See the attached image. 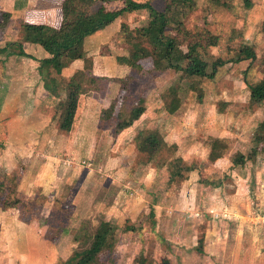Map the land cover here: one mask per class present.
<instances>
[{
	"label": "rangeland",
	"instance_id": "rangeland-1",
	"mask_svg": "<svg viewBox=\"0 0 264 264\" xmlns=\"http://www.w3.org/2000/svg\"><path fill=\"white\" fill-rule=\"evenodd\" d=\"M94 1L93 11L100 6L109 11L124 7L121 0ZM150 3L154 9L163 10L166 1ZM223 3L199 0L183 22L190 30H207L218 37L207 50L208 60L217 57L230 61L245 47L256 57L229 62L214 80H203L204 100L188 90V81L182 82V105L175 115L168 114L165 105L180 73H157L152 70L151 60L142 62L140 72H132L131 68L133 49L125 42L123 25L134 33L147 27L154 21L149 9L125 13L88 41L85 56H98L101 62L97 71L109 75L99 83L102 88L98 91L109 90L108 104H89L90 90L97 86L90 82L94 65L85 78L82 108L73 135L62 134L49 141L43 134L40 139V144L43 140L49 141L48 145L63 146L49 155H34L37 161L50 163L53 178L62 179L58 181L61 191L51 198L54 204L30 200L27 205L17 197L19 168L0 179H5L1 181L5 186L0 188V207L16 206L24 212V220L35 215L37 226L46 223L45 235L50 242L62 237L74 242V248L65 250L58 243L54 251L58 261L53 264H77L104 224L114 228L110 241L115 247L102 256L108 264H162L164 259L171 264H264V142H257L256 136L264 120V101L257 103L263 107L249 101L250 86L264 78V6L247 9L242 0ZM24 22L19 18L14 22L12 32L16 30L18 41L6 45L17 55L28 24ZM8 26L4 33L0 29V49L5 47ZM241 56L245 55L241 52ZM5 57L0 58V67ZM17 66H24V60L19 59ZM51 76L61 87L66 85L60 74L52 70ZM4 78L3 73L0 83H5ZM39 81L43 83L42 77ZM115 99L117 109L122 104L126 108L125 115L139 105L140 99L146 106L138 124L120 135L116 133L117 116L108 122L102 118V111ZM228 104L232 105L229 110ZM221 114L224 118L219 117ZM3 127L0 125L1 131ZM52 127L63 131L57 122ZM89 130L94 134L88 135ZM141 131L146 135L159 131L169 145L178 143V148L155 151L152 156L140 152L136 137ZM218 134L229 137L230 150L212 163L208 159L210 139ZM0 147L4 149L3 144ZM254 150V161H249L246 168L234 167L232 157L236 152L251 156ZM176 158L181 159L182 166L195 167L184 180L170 179L169 164ZM49 213L45 221L39 219L40 214Z\"/></svg>",
	"mask_w": 264,
	"mask_h": 264
},
{
	"label": "trees",
	"instance_id": "trees-1",
	"mask_svg": "<svg viewBox=\"0 0 264 264\" xmlns=\"http://www.w3.org/2000/svg\"><path fill=\"white\" fill-rule=\"evenodd\" d=\"M121 1L124 7L118 11H109L104 6L93 11L94 0H64L61 5L62 22L60 27L56 28L40 23L24 26V41L41 46L49 55L48 58L40 61L39 66V74L45 88L53 96L59 94L63 88L68 94L67 102L63 106L64 117L60 124V129L63 131L70 132L72 130L80 98L85 91V78L87 74L93 71V59L85 56L86 38L111 25L129 11L149 9L154 16L152 23L137 30L136 33L123 25L125 42L133 49L130 57L132 72H140L142 62L151 60L153 63L152 70L157 73L167 71L180 73L178 83L169 89L171 99L165 105V111L168 114L174 115L181 108L180 90L183 89L181 87L182 82L188 81V90L196 93L197 98L202 100L204 97L203 80H214L219 69L229 62L253 60L256 57L253 50L245 47L241 49L244 57L241 56L240 52L237 58L230 61L217 57L208 60L205 57L207 50L211 47L212 41L218 37L207 30H190L183 22L197 8L199 0H165L166 4L163 10L154 9L150 0L143 3L133 0ZM207 1L220 5L224 0ZM253 3L254 0H242L243 6L247 9L252 8ZM0 16L2 17L0 29L4 33L12 15L8 12H0ZM19 46V56L36 60L24 52L22 44ZM79 60L83 61V68L76 71L68 79L67 84L61 87L62 85L51 76L52 70L56 74H62L65 69ZM104 80L106 77L93 76L90 82L97 86L91 90L101 91L102 87L99 86V83ZM250 100L253 104L264 101V78L250 86ZM117 101L118 99H115L107 109L102 111V118L108 122L117 116L116 133L120 135L141 119L146 112V106L145 101L140 99L139 105L134 107L129 115H125L126 108L122 104L117 109ZM256 136L257 142H264V121L260 123ZM136 145L140 152L148 153L151 156L155 151L176 150L178 148L176 144L169 145L159 131L148 135L141 131L136 137ZM228 151L229 143L226 140L210 139L209 161L217 163L224 158ZM254 157L255 150L251 156L237 152L233 155L232 162L234 167L244 169L249 161H254ZM194 170L195 167L182 166V161L179 158L172 160L169 164V174L172 180L177 177L184 180ZM4 180H1L2 183ZM1 181L0 188L5 186L1 184ZM2 208L7 209V207H0V209ZM113 235L114 228L109 224H104L100 232L94 237L91 247L82 254L77 264H108L109 261H104L102 256L106 251H113L115 242L110 241ZM162 264L171 263L169 259H164Z\"/></svg>",
	"mask_w": 264,
	"mask_h": 264
},
{
	"label": "crops",
	"instance_id": "crops-1",
	"mask_svg": "<svg viewBox=\"0 0 264 264\" xmlns=\"http://www.w3.org/2000/svg\"><path fill=\"white\" fill-rule=\"evenodd\" d=\"M63 1L64 0H0V12H8L12 15L11 22L8 26L9 30H7L8 32L6 34L7 37L4 38L5 47H1L0 49V51H2L0 53V58L6 55L4 58L5 64L0 67V75L4 73V79L6 80L5 83H0V90L3 91L1 93L2 97H0V125H4L2 131L0 130V139L3 138L4 140L5 138L8 140L4 143L0 142V145H4L3 150H1L0 147V179L5 177V174L10 175L16 172L19 168L21 174L17 176V183L15 186L17 197L22 198L23 202H26L27 205H30V200L35 203L38 201L42 203L47 200L50 202V205H52L54 203L51 202L55 201V199L53 198V200H51V198L61 191L58 181L62 179L52 177L50 163L37 161L34 155H49L53 151L63 148V146L57 143L48 145L49 141L61 137L62 134H67L70 137L73 135L74 124L76 119L80 116L84 93L80 98L72 130L70 132L54 130L52 123L54 124L57 122L60 126L63 120L65 113L63 106L67 102L68 94L65 91L66 89L63 88L59 94L53 96L49 91L45 90L43 87L44 84L39 81V78H41V76H39L40 61L48 58L49 55L41 46L23 40L22 45L25 53L34 57L36 59V61H34L32 58L17 55L13 50H9L10 46L6 47V45L9 42L18 41L16 30L12 32L14 22H17L18 18L28 24L40 23L48 24L56 28L60 27L62 22L61 5ZM134 1L141 3V1ZM254 5V9L264 6V0H256L252 7H254ZM101 31L102 29L86 38L84 46L85 51H89L88 41L90 38L98 36ZM86 57H93L95 65L93 76H109L104 70H102L101 73L97 71L96 66L101 62L98 56L88 54ZM19 59L24 60V66H17ZM29 61L32 62V64L28 63ZM81 62L83 61L79 60L74 62L60 74L65 79V84L68 82V77L70 78L76 71L83 68ZM80 64H82V67H80ZM52 77L56 79L55 76ZM107 90L102 93L90 90L91 95L88 98L90 99L89 104L91 105L99 101L108 104L107 99L109 96ZM249 101L251 102L250 98ZM255 105L258 106L257 104ZM229 107H232V105L230 106L228 104L227 110H229ZM224 111L225 110L222 112ZM87 114L88 113L85 114V121L88 120ZM223 116L225 115L221 114L219 117L224 118ZM139 121L132 127L136 126ZM6 123H11V125L7 126ZM131 128L125 130L123 133ZM43 134L49 141L43 143L42 140V144H40V139ZM90 134H94V131L89 130L88 135ZM212 138H220L226 141L229 139L228 136L219 134L212 136ZM165 141L167 142L166 139ZM175 144L178 145V143ZM74 153L75 152H71L70 154ZM75 168L78 167L75 166ZM22 212L23 211L16 208V206L14 208L0 209V264H53L52 262L57 260L54 251H56L55 248L58 247V243L60 246H63L64 250L71 247L74 248L75 245H72L74 242L72 243L68 237L66 239L62 237L55 241V243L50 242L45 235L48 229L46 223H43V226H37L35 224L37 220L34 219L35 215L32 214H36V212L29 213L33 216L29 220H24L21 217ZM49 215L50 213L40 214L41 218L39 219H44L45 221ZM76 240L77 238H75V243L77 242ZM21 257L23 259H21Z\"/></svg>",
	"mask_w": 264,
	"mask_h": 264
}]
</instances>
